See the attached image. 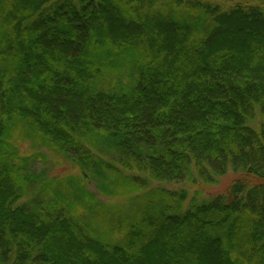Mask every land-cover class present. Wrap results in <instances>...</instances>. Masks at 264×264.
Here are the masks:
<instances>
[{
  "label": "trees",
  "instance_id": "obj_1",
  "mask_svg": "<svg viewBox=\"0 0 264 264\" xmlns=\"http://www.w3.org/2000/svg\"><path fill=\"white\" fill-rule=\"evenodd\" d=\"M0 264H264V0H0Z\"/></svg>",
  "mask_w": 264,
  "mask_h": 264
},
{
  "label": "rangeland",
  "instance_id": "obj_2",
  "mask_svg": "<svg viewBox=\"0 0 264 264\" xmlns=\"http://www.w3.org/2000/svg\"><path fill=\"white\" fill-rule=\"evenodd\" d=\"M35 151L41 152L42 154H45L47 157V160L43 163H37V166L34 165V170H44V174L46 177H62L67 176L73 173H76V169L74 166L69 163L66 159H64L61 156H58L51 152L50 150L46 148H36L34 145L31 144L29 141H25L23 143H20V152L23 155H27L31 152L35 153ZM232 177L228 176L223 178L219 183V185H215L213 188H207L203 192V197H216L219 195L224 194L230 187L232 183ZM85 184L87 186V189L95 193L97 195V198L101 201H108L106 198L98 195L95 187V183L88 179L85 181ZM158 186H162L165 188H180L183 187L185 184H155Z\"/></svg>",
  "mask_w": 264,
  "mask_h": 264
}]
</instances>
